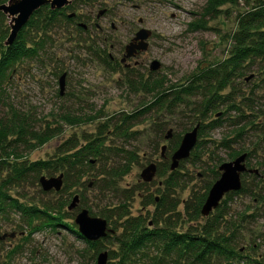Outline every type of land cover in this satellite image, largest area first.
Listing matches in <instances>:
<instances>
[{
  "label": "rangeland",
  "instance_id": "obj_1",
  "mask_svg": "<svg viewBox=\"0 0 264 264\" xmlns=\"http://www.w3.org/2000/svg\"><path fill=\"white\" fill-rule=\"evenodd\" d=\"M74 2L77 13L81 15L78 19L80 24L85 26V20L89 19L91 26L85 29L73 25L60 27L50 33L39 58L20 65L1 95L4 104L12 106L28 119L33 131L39 133L46 127L60 131L58 136L44 145L34 143L36 147L33 151H25L24 146L16 148L18 154L31 162L48 160L68 139L81 140L84 135L95 134L98 126L108 121L118 125L122 115L132 114L150 103L151 96L142 92L133 93L127 86V80L132 79L135 73L144 79L152 74L153 79L164 80L165 86H177L199 68L208 64L214 66L226 59L232 46L229 38L236 31L237 14L253 6L256 0H247V4L242 0L231 3L228 0ZM102 9H106L108 14L99 21L95 20V15ZM196 21H200L201 28L188 26ZM140 28L151 31V37L147 41L146 52L126 62L133 70L129 75L122 64L118 69L114 61L119 62L124 46ZM103 56L110 58L111 68L103 65L100 60ZM152 61L160 64L157 71H149ZM62 74L65 75L64 89L59 95L58 79ZM231 90L237 110L229 111L221 127L197 139L203 142L198 162L183 164L177 177L178 183L171 190H164L169 172L159 176L155 174L150 183H143L140 174L151 163L155 164L157 170L158 165L167 159L165 155L169 142L193 127V106L185 108L180 105L174 109L166 106L163 110H151L134 122L129 129V133L134 135L127 138L114 137L109 132L106 146L111 150L104 157L106 169L125 164L121 150L134 153L136 162L128 174L112 182L110 177L94 179L86 176L80 184L68 190L71 193L68 205L75 195L78 196V204L72 211L64 208L66 214L63 223L73 225L76 231L73 220L79 210L85 209L99 218L103 210L119 204L127 206L133 217L143 215L146 210L153 211V207H141V201L147 195L158 198L160 194H165L167 203H180L176 211L181 213L183 203L201 195L210 184L208 170L217 165L215 159L228 162L227 155L231 152L249 153L250 169L256 170L257 174L254 175H261L260 180L263 179V66L254 63L244 71L243 76L234 77ZM228 91L229 88L224 93ZM0 109L2 116H6L7 106ZM65 114L74 117L96 116L97 119L90 124L69 125L62 119ZM249 123H254V126L247 125ZM242 128L244 131L240 133ZM168 132L171 138L165 140ZM226 139L232 141L231 150L217 146ZM163 145L166 146L165 159L160 157ZM5 149L7 152L10 150L8 147ZM167 163L169 166V161ZM97 167L100 166L97 164ZM41 176L48 178L57 175ZM244 181L250 188L256 183L249 177ZM108 185L113 188H108ZM12 195L18 197L21 203L31 205L55 203L66 198L65 194L53 190L42 191L39 183L27 185ZM263 206L264 203L257 202L255 198L241 195L231 198L226 206L224 222L221 223L232 230L236 227L237 235L233 232L238 241L236 247L241 250L242 256L253 261L247 263L245 259L239 264H264ZM217 208L209 216L217 215ZM206 219L202 217L191 225L185 222L186 219H180L182 221L176 226L183 232L190 226L200 231ZM117 225L115 222L113 226H107L111 232L106 236L112 240L111 244L102 241L104 249L102 247L96 252L86 247L83 240L65 226L56 227L54 232L50 228H43L29 235L32 230L26 225L25 218L19 213H10L0 219V237L4 236L0 240V264H96L97 256L102 253L107 254L106 264H116L117 246L112 244V238L120 233ZM109 251L115 254L114 259H109Z\"/></svg>",
  "mask_w": 264,
  "mask_h": 264
},
{
  "label": "trees",
  "instance_id": "obj_2",
  "mask_svg": "<svg viewBox=\"0 0 264 264\" xmlns=\"http://www.w3.org/2000/svg\"><path fill=\"white\" fill-rule=\"evenodd\" d=\"M228 1L231 3L239 0ZM242 1L247 4V0ZM7 2L8 0H0V5ZM80 2L84 3L82 0ZM67 11H70L69 7L60 10H51L48 5L41 7L33 13L10 45L5 44L10 31V19L0 12V108L7 106L8 110L6 116H2L0 109V219L10 213H19L32 230L29 235L43 228H50L54 232L56 227L65 226L82 239L86 247L99 252L102 247L104 249L102 241L111 244L112 240H108L109 236L90 243L79 236L77 229L73 230V225L63 223L66 214L64 208L67 209L68 198L71 196L68 190L80 184L86 176H92L94 179L110 177V182H112V180L128 174L131 166L136 162V155L132 152L120 151L123 154V160H125V164L121 167L106 169L104 166V157L111 150L106 146L108 138L106 136L109 132L112 136L119 138L134 135V133H129V129L134 126L136 120L149 114L151 110H163L166 106L173 109L180 105L185 108L188 105L193 106L195 119L192 126L198 125L197 139L207 135L209 131L221 127L225 122L224 117L229 111L237 110L234 105V97H232L233 90H231L234 77L243 76L244 71L254 63H260L264 68V1L256 0L253 6L237 14L236 31L229 38L232 46L226 59L217 65L208 64L199 68L177 86H165L164 80L153 79L152 74L144 79L142 75L135 73L132 79L127 80V86L133 93L142 92L151 96L150 103L143 105L141 109L132 114L122 115L118 125H113L111 121H108L100 124L95 134L84 135L81 140L68 139L56 149L55 156L48 160L31 162L27 157L18 154L16 148L24 146L26 147L25 151H33L36 147L33 145L34 143H37L38 146L44 145L58 136L60 131L58 129L50 130L48 127L39 133L33 131L28 119L19 114L12 106L4 104L1 95L6 84L9 83L11 75L20 65L28 61H36L39 58L40 53L44 51V45L50 33L60 27L67 28L72 25L77 27L74 24V19L69 18L71 13ZM199 22H192L188 26L196 29L201 28ZM100 60L104 66L111 68L108 56H103ZM114 62V65L120 69V63ZM125 70L129 75L133 71L130 67ZM228 88V93H224ZM222 108L224 110L220 112ZM62 119L69 125H80L90 124L97 117H74L65 114ZM226 119L230 120L229 117ZM110 125L111 130H109ZM247 125L254 126V123ZM239 131L241 133L244 130L242 128ZM180 139L181 136L177 135L169 142L165 155L167 159L159 164L156 170L158 176L169 172L164 190H171L177 185L179 170L183 168L184 163H194L199 160L203 142L197 140L189 157L181 161L176 170H169L167 162L171 153L178 147ZM231 145L232 141L226 139L217 146L224 150H231ZM7 147L10 149L8 152L5 149ZM241 153V151L229 153L226 161L233 160ZM114 155L120 156L118 153ZM215 162L217 165L208 170L211 176L210 184L205 187L201 195L193 197L191 202H184L181 213L176 211L180 203H167L165 194H160L158 198L152 195L143 197L141 207H153V211L146 210L143 215L133 217L128 207L120 204L111 209L106 208V211L103 210L99 213V218L104 219L107 226H113L115 222L118 224L120 233L117 237L112 238V244L117 246L118 257L116 258L118 261L116 264H239L245 259L248 260L247 263L253 262L248 257L242 256L241 250L236 247L238 243L237 237H235L237 235L236 227L232 230L230 227L223 226L221 222H224L223 214L233 197L251 196L257 202L264 203V178L260 180L261 175L243 173L240 177V190L224 196L217 208V215L207 216L200 231L190 226L183 232L176 226L183 219H186L185 222H188L189 225L202 219L201 206L209 188L220 176L215 168L222 164V160L216 158ZM249 162L250 155L246 153L245 165L247 169H250ZM97 164L100 167H97ZM42 174L47 176L62 175L63 186L58 193L65 194V199L61 198L55 203L46 202L40 205H31L21 203L18 197L12 195V193L26 188L27 185L38 183ZM262 175L264 176V174ZM248 177L256 181L253 188L245 184L244 180ZM110 187L112 186L108 185V188ZM84 207L87 206L84 205ZM88 214L94 217L89 211ZM113 218L115 220L111 221ZM109 252V259H114L115 254Z\"/></svg>",
  "mask_w": 264,
  "mask_h": 264
},
{
  "label": "water",
  "instance_id": "obj_3",
  "mask_svg": "<svg viewBox=\"0 0 264 264\" xmlns=\"http://www.w3.org/2000/svg\"><path fill=\"white\" fill-rule=\"evenodd\" d=\"M264 1V0H263ZM69 4V0H8L6 4L0 5V12L7 16L10 26L9 35L5 44L10 45L16 38L18 32L26 25L29 18L35 11L41 7L48 5L51 10H60ZM104 11H99L96 17H100ZM70 14L69 17H72ZM84 28V25L79 24ZM151 37V31L140 28L130 41L124 46L123 56L120 63L123 64L127 59H133L141 53L146 52L148 48V39ZM128 68L129 65H124ZM160 64L157 61H152L149 65V71H157ZM64 78L62 74L58 79L59 95H62L64 89ZM198 125L193 127L181 136L180 142L176 150L169 158V170L174 171L178 168L181 161L186 160L197 142ZM171 138L170 132L165 136V140ZM166 146L160 148V157L164 158ZM246 154L243 153L229 162L220 164L217 171L220 173L219 178L209 188L206 198L201 206L200 215L207 217L215 210L224 196L231 192H237L241 188V175L243 173L257 174L256 170L247 169L245 165ZM156 174V166L151 163L147 165L140 174V179L143 183H150ZM40 188L44 192L53 190L59 192L62 188V175L56 177L41 176L38 179ZM78 204V196H73L70 204L67 206V211L76 209ZM264 207V206H263ZM79 236L87 242L93 243L104 238L107 233L111 232L107 229V223L104 219L91 217L85 209L79 210L73 220ZM12 237V235L10 236ZM4 236L0 237L3 240ZM107 254L102 253L97 256L96 264H106Z\"/></svg>",
  "mask_w": 264,
  "mask_h": 264
},
{
  "label": "flooded vegetation",
  "instance_id": "obj_4",
  "mask_svg": "<svg viewBox=\"0 0 264 264\" xmlns=\"http://www.w3.org/2000/svg\"><path fill=\"white\" fill-rule=\"evenodd\" d=\"M74 1H77L76 3H78V2H80L81 0H71L70 2H69V4L67 5V6H65V7H69L70 8V11H67V12H71V14H73V16L72 17H69V18H72V19H74V24L77 26V27H79V24H80V22L78 21V19H79V17L81 16L80 14H78L77 13V10H76V8H75V6H74ZM83 2L86 4V3H91V2H93V0H83ZM95 6H96V4H95V2L93 3ZM103 11H104V13L100 16V17H96V15H95V20H97V21H99L101 18L103 19V17H105L108 13H107V10L106 9H102ZM102 10H100V11H102ZM74 11V12H73ZM66 12V13H67ZM99 12V11H98ZM97 12V13H98ZM84 18V17H83ZM89 19H86L85 21H86V25L84 26V29L86 28V26H91V21H88ZM98 27V26H97ZM140 55V54H139ZM122 56H123V54H122ZM121 56V57H122ZM137 57V56H136ZM135 57V58H136ZM134 59V58H133ZM130 59H127L122 65L124 66V65H127L126 64V62H128ZM120 61V60H119ZM120 63V62H119ZM121 64V63H120ZM130 67V66H129ZM128 67V68H129ZM125 68V67H124ZM126 69V68H125Z\"/></svg>",
  "mask_w": 264,
  "mask_h": 264
},
{
  "label": "bare ground",
  "instance_id": "obj_5",
  "mask_svg": "<svg viewBox=\"0 0 264 264\" xmlns=\"http://www.w3.org/2000/svg\"><path fill=\"white\" fill-rule=\"evenodd\" d=\"M69 2H70V0H69Z\"/></svg>",
  "mask_w": 264,
  "mask_h": 264
}]
</instances>
